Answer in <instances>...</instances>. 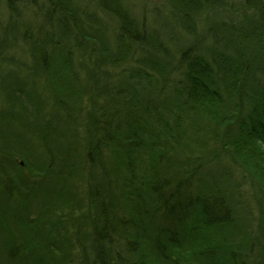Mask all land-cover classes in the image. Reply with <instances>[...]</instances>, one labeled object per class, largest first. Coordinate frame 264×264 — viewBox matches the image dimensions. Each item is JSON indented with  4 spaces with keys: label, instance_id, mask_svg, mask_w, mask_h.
Masks as SVG:
<instances>
[{
    "label": "trees",
    "instance_id": "1",
    "mask_svg": "<svg viewBox=\"0 0 264 264\" xmlns=\"http://www.w3.org/2000/svg\"><path fill=\"white\" fill-rule=\"evenodd\" d=\"M47 1L0 0V264H264V0Z\"/></svg>",
    "mask_w": 264,
    "mask_h": 264
},
{
    "label": "rangeland",
    "instance_id": "2",
    "mask_svg": "<svg viewBox=\"0 0 264 264\" xmlns=\"http://www.w3.org/2000/svg\"><path fill=\"white\" fill-rule=\"evenodd\" d=\"M143 1V7H149V6H151V3H162L161 1L162 0H142ZM144 1H149L148 3H145L144 4ZM28 2L30 3V4H36V6H38V7H36L35 8V10H36V15L32 18V17H30V16H26L25 14H24V11L21 9V7H19V10L17 9V11L16 12H18L19 11V13H14L13 14V19H17V18H21L22 16H23V22L25 23L26 22V24H31L32 25V22L33 23H35V19H37L38 20V22L39 23H41V21H43L42 22V24L43 25H45L44 24V20H42V17H41V15L42 14H46V13H49L50 12V10L52 9V5L47 1V0H28ZM139 3H140V0H136V1H133V5L134 6H138L139 5ZM33 6V5H32ZM42 7V8H41ZM81 8H85V9H88V7L84 4V3H81V6H80ZM20 9H21V11H20ZM149 10H151V9H148L147 10V12L149 11ZM32 12H34V10L32 11ZM139 13H141V10L140 11H138ZM147 12L145 13V15H144V17H146L147 16ZM144 13V12H143ZM143 13H141L139 16H141V18L143 17ZM81 14V13H80ZM154 15H156V17L157 16H160V17H165V16H167V14H166V12L164 11V9H162L161 10V12L160 13H157V12H154ZM12 22V21H11ZM85 22V21H84ZM104 22H105V20H104ZM112 24H114L112 21L110 22L109 20L107 21V22H105L104 23V25L105 26H107V32L108 33H110V34H116L115 33V30H116V27H115V24H114V26L112 25ZM44 27H47V25H45ZM93 28V27H92ZM91 28V29H92ZM83 29H85V27H83ZM53 28H45V30L43 31L45 34L46 33H49V34H52V32H53ZM7 31V30H6ZM6 31H4V32H6ZM96 32H97V30H95ZM108 33L107 34H105V35H100V37H98V36H96V37H98L99 39H101L102 40V42H103V45L106 47V46H109V47H111V48H114L115 47V42L113 41V40H109L110 38H109V35H108ZM92 34V33H91ZM93 35V34H92ZM95 35V34H94ZM93 35V36H94ZM1 37H3V35H0V38ZM107 40H109V42L107 41ZM26 46V45H25ZM20 48V45H16V49L15 50H17V49H19ZM125 69H127V67L125 68ZM121 72H123V70H121ZM124 75V77H125V74H123ZM119 76H121V75H119ZM118 87H120V84L118 85ZM117 87V88H118ZM121 91H124V90H120L119 92H121ZM117 101H119L120 103H123L122 101H121V99H117ZM124 104V103H123ZM93 110V109H92ZM89 112H91L89 109H88V107L86 108V113L89 115ZM246 114L245 115H247V113L248 112H245ZM245 115L244 116H242V117H245ZM246 120V117L243 119V121H245ZM246 123H248V121H246ZM233 126V128H231L230 127V129L231 130H233V131H235L236 129H238V124H233L232 125ZM234 127H236V129H234ZM264 128V127H263ZM12 130L13 131H9V134L10 135H12V134H14L13 135V137H14V139L15 140H17V141H15V142H20V144L21 145H23V146H18V147H21L22 149H24V148H26V145H28L29 144V147H32V146H30L31 144H32V142L34 141V139H35V136L32 134V136L30 135V134H28V133H24L23 131H21V130H19V129H17V128H12ZM57 139H56V141H55V144L57 145V146H63V139H62V137H56ZM19 139V140H18ZM23 143V144H22ZM85 141L83 142V141H80V142H78L73 148H78V149H81V148H83L84 146H85ZM34 147V146H33ZM78 149H76L74 152H76V151H78ZM36 150L37 149H34V150H32L33 152H32V155L31 156H28L26 159H28V161L29 162H32V165H34V167L35 166H37L38 164H40V163H44V161H43V157L44 156H42L41 155V153L39 152V151H37L36 152ZM85 153H86V148L82 151V153H81V155H84V157H85ZM75 154V153H74ZM17 161H20L21 163H24V162H26L25 161V158H18L17 159ZM78 161V159L76 160V162ZM223 162V160H220V162ZM217 164H218V161H217ZM80 167L81 166H84V167H86V169H89V170H92V171H88V170H86L87 171V173H86V179L89 177V173H93L94 174V176H95V178L97 179V183H99V184H106L107 182H108V180L106 179V177H102L101 175H100V173H98L99 172V169L95 166H92L91 164H90V162L88 161V160H82L81 161V163H80V165H79ZM226 169L232 174V177L233 178H235V179H237V180H240L241 181V179H242V177H241V174L240 173H242L243 171L242 170H240V169H236V168H234L232 165L230 166L229 165V167H226ZM196 175H198V173L196 174ZM214 175L215 174H213V175H210V174H206V176L207 177H209L210 179L211 178H213L214 177ZM88 181V180H87ZM94 184V183H93ZM35 185L37 186V187H40L41 188V186H43L42 184H41V182H38V183H35ZM68 186H70V188L72 187L70 184H68ZM73 187H74V185H73ZM69 188V187H68ZM67 188V189H68ZM67 189H65L63 192H64V196H67L68 197V192H66L67 191ZM72 189V188H71ZM74 189V188H73ZM79 188H77L76 187V189H74L73 191H75V192H78L79 193ZM42 191V190H41ZM35 194H37V193H35ZM41 197H43L44 198V200H45V196H44V194H43V196H42V194H39ZM258 195H260V193H258ZM262 199H264V197L262 198ZM10 223L11 224V221L9 220V217H5V218H3V219H0V243H2L3 241H4V239L5 238H7L6 237V235L3 233V229H5V225H6V223ZM16 227H17V224L15 225ZM72 228H75V227H70V232H69V235H70V237L72 238V242L73 243H77L78 242V236H79V234H78V230L77 229H74V230H72ZM72 230V231H71Z\"/></svg>",
    "mask_w": 264,
    "mask_h": 264
},
{
    "label": "bare ground",
    "instance_id": "3",
    "mask_svg": "<svg viewBox=\"0 0 264 264\" xmlns=\"http://www.w3.org/2000/svg\"><path fill=\"white\" fill-rule=\"evenodd\" d=\"M81 1V3H83L84 2V0H80ZM80 6H81V4H80ZM50 94V93H49ZM128 113H131V110H129L128 111ZM252 132H254V131H252ZM254 134L255 135H257V133L256 132H254ZM255 140H256V145L258 146V148L261 150V151H264V135H261L260 134V137H255ZM226 155H229V153L227 152L226 153ZM87 184V183H86ZM88 185V184H87ZM67 191H70V189L68 188L67 189ZM91 192H93V194H95L96 195V197H98L100 194H101V192L98 190V189H96V188H94L93 190H91ZM86 199H87V193H85V195H82V201H86ZM103 202L105 203V205H106V198H103ZM86 207L83 209V211L81 212V215L82 216H85V213H86ZM154 222H151V224H153ZM128 226H129V224H128ZM34 259L35 260H32V262L31 263H35L36 261H39L40 260V258H38V256H35L34 257Z\"/></svg>",
    "mask_w": 264,
    "mask_h": 264
}]
</instances>
